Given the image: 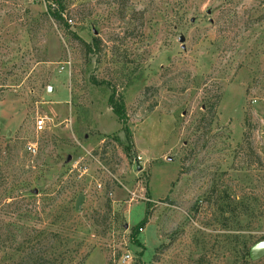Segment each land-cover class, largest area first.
Wrapping results in <instances>:
<instances>
[{
	"label": "rangeland",
	"instance_id": "374dc122",
	"mask_svg": "<svg viewBox=\"0 0 264 264\" xmlns=\"http://www.w3.org/2000/svg\"><path fill=\"white\" fill-rule=\"evenodd\" d=\"M59 1L0 0V264H264V0Z\"/></svg>",
	"mask_w": 264,
	"mask_h": 264
},
{
	"label": "trees",
	"instance_id": "16d2710c",
	"mask_svg": "<svg viewBox=\"0 0 264 264\" xmlns=\"http://www.w3.org/2000/svg\"><path fill=\"white\" fill-rule=\"evenodd\" d=\"M47 9H48V14L56 21V23L69 28V25L67 21L64 19V6L61 1L56 0L52 1L51 0H46ZM89 47V50L91 51L92 46L98 47L96 42L92 43V45L87 44ZM109 106L112 108L113 112L115 115L120 119L121 122H123V130L125 131L126 137L128 138V141L131 143V130L129 126L127 125V113H126V106L124 103V100L122 97H116L115 92H112L111 95L109 96L108 99ZM246 201H236V200H231L229 203V206L226 207L227 209L224 210L225 214L228 213V216H225L228 220L229 219H234L238 216V210L240 207L245 208V210L248 209V205H245ZM148 219L147 217L144 218L134 229V233L138 231V229L142 228L146 223ZM242 259L247 263V262H253L251 257H250V248L249 246H244L242 250Z\"/></svg>",
	"mask_w": 264,
	"mask_h": 264
},
{
	"label": "built area",
	"instance_id": "2783aa9c",
	"mask_svg": "<svg viewBox=\"0 0 264 264\" xmlns=\"http://www.w3.org/2000/svg\"><path fill=\"white\" fill-rule=\"evenodd\" d=\"M35 126H36L38 131L45 129V127H46L45 118L38 117L36 122H35ZM27 149L32 154H36L37 153V148H36V145H34V144H29ZM132 259H133L132 255L127 252V253H125V254H123L121 256V260L120 261H121L122 264H130Z\"/></svg>",
	"mask_w": 264,
	"mask_h": 264
},
{
	"label": "water",
	"instance_id": "95a60500",
	"mask_svg": "<svg viewBox=\"0 0 264 264\" xmlns=\"http://www.w3.org/2000/svg\"><path fill=\"white\" fill-rule=\"evenodd\" d=\"M179 40L184 42V37H180ZM138 169H141V166H138ZM250 257L252 260H258L264 257V241L256 244L250 249Z\"/></svg>",
	"mask_w": 264,
	"mask_h": 264
}]
</instances>
